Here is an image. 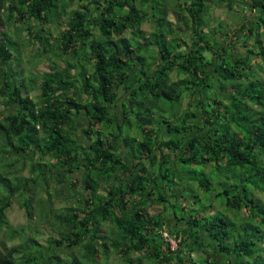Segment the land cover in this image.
I'll use <instances>...</instances> for the list:
<instances>
[{
	"label": "trees",
	"instance_id": "obj_1",
	"mask_svg": "<svg viewBox=\"0 0 264 264\" xmlns=\"http://www.w3.org/2000/svg\"><path fill=\"white\" fill-rule=\"evenodd\" d=\"M5 3L15 22H38L31 45L54 65L21 86L24 74L4 71L19 36L13 49L0 29V97L14 107L0 118V233L18 239L0 240V264H264V74L252 63L264 66V0ZM221 5L245 19L228 45L222 20L205 32ZM190 169L195 184L181 174ZM212 181L224 185L223 212L252 207L241 222L197 217ZM174 196L189 204L169 210ZM15 202L27 220L11 227Z\"/></svg>",
	"mask_w": 264,
	"mask_h": 264
},
{
	"label": "rangeland",
	"instance_id": "obj_2",
	"mask_svg": "<svg viewBox=\"0 0 264 264\" xmlns=\"http://www.w3.org/2000/svg\"><path fill=\"white\" fill-rule=\"evenodd\" d=\"M6 5L7 4L5 3L3 5L2 10L0 11V16H2L3 19H5L4 28L0 27V29H5L6 28V30L8 31V33L10 35V37L13 38L12 39L13 41H11V44H12L11 46L13 47V49H14V46H15L14 45V41L17 40V38L19 36V39H18L19 40V48H17V49H18V51L21 52V55L20 56L16 55L15 56V62L13 60V65L11 64L9 67L6 68L8 70H4V71L10 73L11 76L9 78H11L13 75H15L14 74L15 72H18L19 74H24L23 76H19V77L17 75V79H18L17 83L21 84V86H23V87H26V86L28 87L29 77H31V76H28V75H30L29 72H36L37 73V72L45 71V70H48V69L52 68L54 64H52L51 59H46V57H47L46 55H41V56H39L40 58H38L37 57L38 51L34 48V46L31 45V41H33L34 38L31 35L32 32H31V34H29L28 32H29L30 29L32 31H35V30L39 29L38 22L33 20V19H29L28 17H26L23 22H20V23L17 22V21L15 22V19H16V18H14L15 15H10V14L7 13L8 8H7ZM255 11H256V9H253L252 13L249 14L247 16V18L250 17V15H252ZM247 12H248V10H247ZM234 17H235V13L232 10H229V8L226 7V6L221 5V6H217L215 8H211V10L209 12V16L207 17V22H208L209 25L206 27L205 32H209L208 34H209V37H210V35H211L210 31L211 30L215 31L216 30V26H217L216 25L217 22L219 20H222L223 22L221 24L220 31H223L225 29L232 30L231 32H229V34L227 36V39H226V44L228 45L229 41L232 39L233 32H235L236 28L238 29L239 26L245 21V19H243V20H240L239 23H236L234 21L236 19V17L235 18ZM237 18H238V16H237ZM235 24H236V27H235ZM16 25L18 27H20V30H15ZM142 26L147 31L152 29V25L148 21L143 22ZM208 28H210V29L212 28V29L208 30ZM220 31H217L215 33L217 34L218 38L223 39V35L221 34ZM238 32H239L238 35H239L240 40L242 38L246 37L245 35L243 36L242 31H238ZM54 35H56V34H54ZM240 40H239V42H236V40L234 39L233 42H232L233 44H235V47L239 51V53H241V51L242 52L244 51V48L242 46L243 45V40L242 41H240ZM214 41H217V39L213 40V42ZM249 41H250V39L248 40V42ZM220 42H222V40ZM247 43H246V45H247ZM227 45H225V46H227ZM252 45H253L252 41H250L248 43V45H247L250 50H253V48H251ZM229 46L231 47L232 44H229ZM245 49H246V47H245ZM207 53H208V56H209V58H207V59H210V62H213L214 61V57H212L211 51L208 50ZM252 63H253L254 69L257 72L261 73L263 71V74H264V69H259L258 66H257V65L261 64L262 67H264L263 64L261 63V60L259 58L252 59ZM210 70L213 71V67L212 66H210ZM173 75H175V74H173ZM252 76H253V73L249 74L250 78H252ZM135 77L136 76L132 74L130 82L133 81V79H135ZM211 80H212V78H211ZM197 81L200 82L201 80L198 78ZM38 83H39V81H38ZM19 88H20V85H19ZM217 88L220 89L219 87H217ZM210 89H211L210 87L207 88L208 97H212L211 94H212V91L215 89V87H213L212 91ZM223 89H225V88H222L221 91H223ZM119 93L121 95L123 94L121 89H120ZM227 93H230V91H227ZM124 97L125 96H123V95L119 97V99L117 101L118 107H116L115 110H114L115 113H119V111H120V103L124 99ZM196 99H197V94H196V96L191 97L192 101H196ZM165 102H167V101H165ZM164 104L165 103H162V105H164ZM13 109H14L13 106H10V105L9 106H5V104L3 103L2 98L0 97V118L1 119L3 117H5L6 115H8L10 112H12ZM76 120H77V124H78L79 127H83V126H85L87 124L86 120L82 116H79ZM125 132H127V131L125 130ZM127 133L130 134V131L127 132ZM79 135L81 136V133H79ZM84 140H86V143H88V141H89L87 138H85ZM120 148H121V151H122L121 153L124 154L125 151H124V148L122 147V145H121ZM184 170H186V168L181 169V171H184ZM190 171L191 172H182L181 174L183 175V178H185L188 182H190L191 184H195L196 183L195 178H196V176L199 177L200 174H198V172H196L195 169H190ZM239 174L233 176L235 183L238 181ZM78 175H80V174H78ZM225 176L227 177L228 180L231 179L230 174H225ZM253 179H255V177ZM212 182L213 183L209 186V190L206 191L207 200L204 199V202L208 203L206 205L209 207V211H207V212H203L202 211V212H200V214L197 213V217L198 218H203L202 216H205V218H207V221H209L210 219H212V218H214V217L219 215V216H223V217L224 216H228L226 218L231 220L232 216L235 215L236 221L241 222L242 221L241 217L246 214V209L248 210V209H251L252 207L247 205L248 208H245L244 206H241L239 208L237 206L238 204L237 205L234 204L233 205L234 207H232L231 209L228 207L229 208V213H226V212H228V209H226V212H223V208L225 207L224 204H226L225 203L226 202L225 197L224 196H215V194L217 192L221 191L222 188L224 187V185L219 183V182H215V181H212ZM251 189H253V187H251ZM230 192H232V191H230ZM233 193L234 192H232L229 195V198L232 199ZM176 197L177 196H174V198H172L173 199L172 201L175 202V206L174 205L170 206L169 210L179 212L180 211V207H181L180 202L182 204H186V203L189 204L187 201L190 198L185 199V200H179ZM201 197H205L206 198L205 194L201 195ZM36 204H37V202H36ZM242 204H244V203L242 202ZM157 208H158V206H157ZM7 218L9 219V221L11 223V227H17V226H20V225L22 226L23 224H25V222L27 220V217L25 215L24 209L17 202H15L11 206V208L8 209ZM233 220H234V218H233ZM245 220H246V218L244 219V221ZM8 237H9L8 236V232L4 229V231H2L0 233V240L4 244L9 246L10 244H14V243H16L18 241L17 238H14V239L12 238L11 240H9ZM169 241H170L172 247L176 246V242H175L174 239H171ZM200 252H201V250H199L198 247L196 246V251H195L196 255H199ZM200 255H202V254H200ZM215 256H217V255H215ZM216 258L217 259H222V258H224V256H217ZM113 261H114V258L111 257L110 258V262H113Z\"/></svg>",
	"mask_w": 264,
	"mask_h": 264
},
{
	"label": "built area",
	"instance_id": "obj_3",
	"mask_svg": "<svg viewBox=\"0 0 264 264\" xmlns=\"http://www.w3.org/2000/svg\"><path fill=\"white\" fill-rule=\"evenodd\" d=\"M162 235H163V237L165 238V239H168V240H171V238L169 239L167 236V232L166 231H163L162 232Z\"/></svg>",
	"mask_w": 264,
	"mask_h": 264
},
{
	"label": "water",
	"instance_id": "obj_4",
	"mask_svg": "<svg viewBox=\"0 0 264 264\" xmlns=\"http://www.w3.org/2000/svg\"><path fill=\"white\" fill-rule=\"evenodd\" d=\"M237 3H240V2H237Z\"/></svg>",
	"mask_w": 264,
	"mask_h": 264
}]
</instances>
